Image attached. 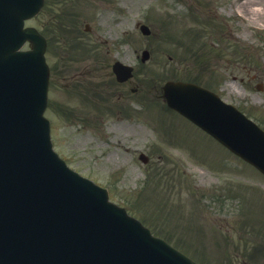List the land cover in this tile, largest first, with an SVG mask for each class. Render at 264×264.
Wrapping results in <instances>:
<instances>
[{
  "label": "rangeland",
  "instance_id": "374dc122",
  "mask_svg": "<svg viewBox=\"0 0 264 264\" xmlns=\"http://www.w3.org/2000/svg\"><path fill=\"white\" fill-rule=\"evenodd\" d=\"M48 3L34 22L41 27L46 23L44 28L54 33V36H49L52 41L49 48L51 62L58 63L61 55V60L67 63L65 68H72L70 73L76 74L74 67H77L79 79L83 74L81 70L86 66H96L101 71L100 81L95 84H92V79H86L72 85H69L71 78L67 71L63 83L55 87L57 97L68 99L67 102L78 99V96L66 95V91L86 88L88 84L91 89L101 85L99 92L113 85L114 96L117 97L116 93L125 89L113 82L111 63L115 59L136 68L131 79L132 86L145 96V101H141L145 106L132 123L113 126L105 120L94 134H81L78 125L64 124L65 119L49 109L48 113L54 120L52 135L55 148L71 167L110 188L115 202L126 206L130 213L145 221L149 218L138 210L136 201L144 206L159 207L162 200L175 197L191 203L194 188L190 184L192 180H197L204 186L209 200L205 205L207 215L201 220L208 225L211 236L205 240L207 227L204 235L203 225L196 222L197 212H190L189 207H184L188 212L187 232L174 224L173 228L180 232L173 229L169 231L173 235H168L180 239L189 251L204 254L205 261L210 259V264H242V256L252 254L249 246H253V242L264 245V207L259 206L264 196L258 194L257 200L254 194L255 187L264 191V177L255 170L248 172V164L222 151L204 133L195 132L193 126L190 125L193 130L187 127L189 125L179 119V115L159 107L164 106L159 94L164 78L192 79L197 76L210 81L219 75L222 78L217 89L222 97L238 105L252 118L264 121V30H256L264 29V0H63L73 14L71 16L52 8L58 4L57 0H49ZM253 8L257 14L251 12ZM49 9L55 14L53 18H48ZM234 13L240 17H234ZM138 21L150 26V35L140 33L136 27ZM85 23L93 26L92 32H84ZM182 36L189 42L197 43L196 36L204 46L217 40L226 45V49L224 53L211 49V60L206 53L209 48L193 53V60L198 62V56L203 55L200 59L210 65L200 68L198 64H190L191 56L188 60L179 59V53L186 47L177 48L176 37ZM70 40L71 45L79 46L66 52V44ZM144 48L150 51V56L142 62L140 54ZM87 50L93 53L85 56ZM257 84L261 87L256 88ZM130 93L132 96L127 103L141 97L140 94ZM93 109L102 110L99 106ZM93 109L83 112L90 115ZM133 109L136 107L133 106ZM114 127L119 130L110 133ZM140 150L149 156L146 164L137 157ZM225 164L228 165L225 172L212 173ZM146 172L152 176V182L143 178ZM217 175L223 177L219 182L222 187L217 201L224 207L212 199L213 191L209 187L216 181ZM140 186L142 188L138 190ZM164 192L166 197H156ZM230 192L240 195L231 199ZM250 202L251 206H248ZM239 209L251 219L250 223L255 226L254 234L246 233L241 223L238 226L233 221V213ZM187 222L183 220L182 224ZM192 234L204 235L201 246L199 243V247L195 245L199 238H194ZM221 243L225 247L223 250L227 251L226 263H222L223 253L220 257H212L215 251L211 248H218L216 244ZM210 250L212 255L208 253ZM263 255L258 252L255 259Z\"/></svg>",
  "mask_w": 264,
  "mask_h": 264
},
{
  "label": "water",
  "instance_id": "95a60500",
  "mask_svg": "<svg viewBox=\"0 0 264 264\" xmlns=\"http://www.w3.org/2000/svg\"><path fill=\"white\" fill-rule=\"evenodd\" d=\"M18 1L27 2L28 0H1L0 11H5L7 14L12 13L14 8L11 7L10 3L15 4ZM36 1L33 0L34 3ZM40 2L41 0L38 1L36 7ZM21 30L20 24H18L17 28L12 25L10 44L7 46L0 45V106H3V109L0 108V171L7 178L15 175L12 174V171L16 166L23 171V169H31L40 161V157L34 161L33 157H31V154H37L36 143H34V147H31L30 144L32 142L28 139L27 144H25V137L21 135L26 133L31 135L33 131L36 132L37 127L43 128L42 120L39 117L41 109L38 110L37 107L43 103L45 83L41 79V71L26 70L18 61L19 57L16 51L20 43ZM2 31L3 28L0 27V32ZM0 41L3 40L0 38ZM175 92L178 93L177 97L183 95L185 98H197L199 104L205 105L206 110L196 108V104L187 103L184 99L182 111L193 118V120L200 121L199 123L202 125L212 127L219 133L216 136L233 150L243 154L245 151L250 153L254 164L264 172V132L251 120L233 107L223 106L214 95L194 85L179 83L170 85L166 90V96L171 99ZM29 104L36 109L32 117L27 115V109H25ZM212 114L214 115L212 116ZM13 118L16 122L13 121ZM243 144L244 147H242ZM46 147L49 148V142ZM50 157L57 162L54 155L51 154ZM62 169L59 166V170ZM62 171L65 172L64 169ZM29 187L27 186V189ZM75 199L78 201L74 203L69 198L66 199L60 206V212L63 215L61 216L58 212L57 216L52 220L59 223L60 227L64 226L68 221L70 210L73 209V204L75 207L82 208L81 214L76 216L78 219L80 217L85 219L87 210H97L96 217L99 218L97 223L94 224L93 230L85 231L83 235V237L90 240L87 242L92 247L91 250H87V252L91 253L89 260L95 255L97 258L102 256L107 260H112L115 264H143L148 261V258L153 257L154 252L143 243V241L147 243L148 231L140 226L137 220L127 216L124 210L106 202L105 199L102 203L105 206L104 209L93 203H85L80 196ZM52 203L56 205L57 201H52ZM52 203H49L43 210L45 211L49 206H53ZM18 205L19 202L14 191L10 189L6 181H1L0 215L2 217H0V242L11 239L10 235L17 228L16 225L10 223V221L15 219L13 212L5 210L6 208L4 207L13 208ZM104 210L103 215L102 212ZM50 215H52L51 212ZM1 226H3L2 229ZM23 227L22 242L15 245H10L9 243L0 244V264H17L15 259L29 254L32 250L36 251L43 238L45 245L50 242L48 235L51 228L49 230L46 227L39 226L37 228L36 223L33 222L30 228L36 230L38 236L35 239L33 238V243H31L27 237L29 227L27 224L26 226L23 225ZM83 264L87 263L83 262Z\"/></svg>",
  "mask_w": 264,
  "mask_h": 264
},
{
  "label": "bare ground",
  "instance_id": "6f19581e",
  "mask_svg": "<svg viewBox=\"0 0 264 264\" xmlns=\"http://www.w3.org/2000/svg\"><path fill=\"white\" fill-rule=\"evenodd\" d=\"M251 12L253 13L254 12V14H257V11H256V9L255 8H253L252 10H251ZM37 67H40L39 66V64H37ZM33 161L34 160H36L37 159V155L36 156H34L33 158ZM38 162L33 166V168L35 169L36 167H38ZM49 170H51L52 172L54 171V170H52L51 168H48V169H45V170H40L39 172H40V182H42V187L41 188H39V189H37V194L40 196V197H46V191H47V187L48 186H54V185H57V183H56V181H55V177H53V176H51V171H49ZM29 172H32V176L33 175H35L34 174V171L32 170V168H31V170L29 171ZM35 186V185H34ZM55 191V190H54ZM56 192V191H55ZM60 192H62V190L61 189H59V192H56V194L57 195H59L60 194ZM82 195L85 197V198H89V199H91L89 196H88V193H85V192H82ZM44 202V201H43ZM56 208V205H54L53 204V206H51L50 207V209L51 210H54Z\"/></svg>",
  "mask_w": 264,
  "mask_h": 264
}]
</instances>
